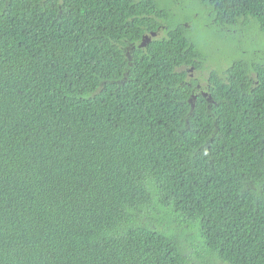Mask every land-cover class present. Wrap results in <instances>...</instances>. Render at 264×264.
Returning a JSON list of instances; mask_svg holds the SVG:
<instances>
[{"label":"trees","instance_id":"obj_1","mask_svg":"<svg viewBox=\"0 0 264 264\" xmlns=\"http://www.w3.org/2000/svg\"><path fill=\"white\" fill-rule=\"evenodd\" d=\"M197 1L264 35V0ZM169 2L0 0V264H190L191 229L264 264V62L238 54L209 70L210 107L190 98L210 41ZM160 213L177 227L142 223Z\"/></svg>","mask_w":264,"mask_h":264},{"label":"rangeland","instance_id":"obj_2","mask_svg":"<svg viewBox=\"0 0 264 264\" xmlns=\"http://www.w3.org/2000/svg\"><path fill=\"white\" fill-rule=\"evenodd\" d=\"M169 3L173 6L171 7V11H176L181 15L187 14L195 19V21H192L193 25L190 21L186 23L184 20V24L191 25L192 36L196 38L197 33L200 31L210 41V44L207 46V50L209 51L208 59L204 63L205 68L194 75L199 78L201 86L205 87V80L211 69L218 71L221 77H225L229 61L240 54L252 63H256L257 61L264 62V35L257 34L255 30L257 27L254 23H251L253 26H244L242 23L236 26L215 24L210 17H206L205 12H209V7L206 4L199 3L197 0H170ZM196 14L199 15L198 18H196ZM233 29L236 30L234 32L235 42L229 41ZM251 75L253 76L254 74L252 73ZM161 216L162 213L159 216L153 215L150 218L151 220L144 219L142 223L164 231H171L177 227L174 224H169L165 216L164 218ZM155 217L157 220H154ZM187 228L188 226L185 227V229ZM194 232L195 230L193 229L189 230L187 238L183 240V251L190 258V264H224L205 253V250L200 247L199 242L191 238Z\"/></svg>","mask_w":264,"mask_h":264},{"label":"flooded vegetation","instance_id":"obj_3","mask_svg":"<svg viewBox=\"0 0 264 264\" xmlns=\"http://www.w3.org/2000/svg\"><path fill=\"white\" fill-rule=\"evenodd\" d=\"M178 1V0H175ZM59 9L61 10V5L59 3ZM158 21V29L157 31H142L141 34L137 35L135 38L136 40H130L128 38H125L123 40V45H120L119 48H121L124 57L128 63V65H131L133 59L135 56L139 55L140 52L144 51L148 42H150L153 38L161 37L163 34H165V30L167 28V25L160 20L158 17H155ZM141 29L144 30V26L140 25ZM205 67V65H204ZM184 67H180V69H183ZM203 67L201 69L196 68L195 66H190L188 75L185 79V81L188 84H193L191 81H195V85L193 86L192 93L190 95V98L196 99L198 95H201V97L205 98L207 106L210 107V101L212 100V96L209 93V86L210 83L208 82V76L205 80V87L201 86L202 84L199 81L198 77H195V73L201 72ZM206 89V90H205Z\"/></svg>","mask_w":264,"mask_h":264}]
</instances>
